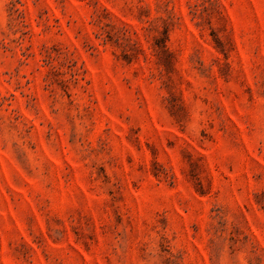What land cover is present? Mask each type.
I'll list each match as a JSON object with an SVG mask.
<instances>
[{
    "label": "rangeland",
    "instance_id": "rangeland-1",
    "mask_svg": "<svg viewBox=\"0 0 264 264\" xmlns=\"http://www.w3.org/2000/svg\"><path fill=\"white\" fill-rule=\"evenodd\" d=\"M0 264H264V0H0Z\"/></svg>",
    "mask_w": 264,
    "mask_h": 264
}]
</instances>
